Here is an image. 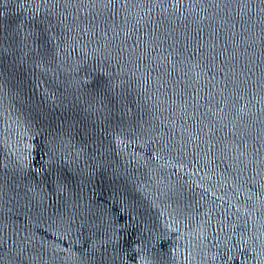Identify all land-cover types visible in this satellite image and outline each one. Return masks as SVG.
Returning a JSON list of instances; mask_svg holds the SVG:
<instances>
[{
	"label": "water",
	"instance_id": "water-1",
	"mask_svg": "<svg viewBox=\"0 0 264 264\" xmlns=\"http://www.w3.org/2000/svg\"><path fill=\"white\" fill-rule=\"evenodd\" d=\"M0 264H264V0H0Z\"/></svg>",
	"mask_w": 264,
	"mask_h": 264
}]
</instances>
